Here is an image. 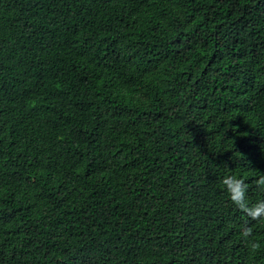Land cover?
<instances>
[{
  "label": "trees",
  "instance_id": "obj_1",
  "mask_svg": "<svg viewBox=\"0 0 264 264\" xmlns=\"http://www.w3.org/2000/svg\"><path fill=\"white\" fill-rule=\"evenodd\" d=\"M261 175L264 0H0V264H264Z\"/></svg>",
  "mask_w": 264,
  "mask_h": 264
},
{
  "label": "clouds",
  "instance_id": "obj_2",
  "mask_svg": "<svg viewBox=\"0 0 264 264\" xmlns=\"http://www.w3.org/2000/svg\"><path fill=\"white\" fill-rule=\"evenodd\" d=\"M223 184L229 193L230 199L234 205H236L242 212H244L253 221H264V200H260L257 203L249 206L245 192L247 186L243 179L235 176H228L223 180ZM256 184L264 189V175L256 181ZM242 235L247 238L251 235V229H246L242 232ZM251 248L256 250L259 248V244L252 243Z\"/></svg>",
  "mask_w": 264,
  "mask_h": 264
}]
</instances>
